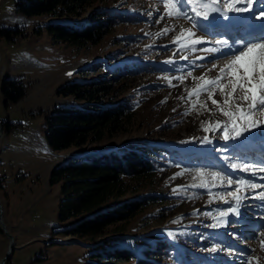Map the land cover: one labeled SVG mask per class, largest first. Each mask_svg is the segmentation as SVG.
<instances>
[{"label":"rangeland","instance_id":"374dc122","mask_svg":"<svg viewBox=\"0 0 264 264\" xmlns=\"http://www.w3.org/2000/svg\"><path fill=\"white\" fill-rule=\"evenodd\" d=\"M93 8L109 9V16L114 19L111 30L97 44L82 48L58 42L43 28L49 21L80 25ZM163 12L160 0H97L82 17L26 16L16 11L15 0H0V26L23 28V33L13 41L0 37V121H5V127L11 124L4 131L1 122L0 215L7 232L0 224V261L8 251L9 234H12L15 247L7 260L9 264L95 262L90 256L94 243L119 234H107L96 241L88 236L65 235L63 229L74 220L60 218L61 183L52 182V170L79 152L102 151L146 140L157 144L160 150L158 185L149 189L160 203L131 218L127 231L122 233L127 238L114 239L113 245L141 253L145 245L155 240L170 241L173 249L167 245L162 250L166 259L159 264H244L242 253L254 257L253 264L257 259L259 264H264L260 243L264 236H259L264 232V204L258 203L262 199L256 196L264 189H243L239 193L242 199L236 222L230 214L221 218L226 219L227 224L213 227L217 224L213 217L235 204V201L232 205L226 204L219 196L224 194L231 200L226 194L237 186L234 183L228 187L225 180L223 187L218 181L213 187L208 176L205 177L209 181L208 188L193 186L201 182L195 171L200 168L231 176L234 181L242 176L241 170L232 169L230 164L244 163L242 153L236 151L249 139L240 138L244 141L241 144L220 139V131L205 132L202 124L225 118L207 99V93L201 94L199 101L207 100V107L213 110L211 113L201 108L200 103L196 109H191L195 96L192 101L186 99V90L201 83L193 77L205 73L206 78L216 77L218 69H208L213 63L223 66L226 60L220 58V52L201 51L220 48L216 44L211 47L209 41L196 45L195 52L191 48L178 50L179 45L173 40L182 28H190L191 24L183 18L168 17L157 22ZM165 27L171 30L160 34ZM39 28L42 29L37 32ZM193 30L197 36H205L199 25ZM185 56L187 59H182ZM170 60L173 63H167ZM188 72L192 75L187 76ZM180 76L186 79L181 82L174 78ZM6 78H20L27 86L24 97L8 107L1 93ZM95 79H105L110 85L103 103L128 105L133 118L111 138L52 150L44 136L46 115L56 106L83 107L86 104L74 95L59 94L58 88L71 81ZM215 99H222L219 92ZM205 136L212 142L204 143ZM262 136L264 138L259 129L253 130L250 146L254 139L262 140ZM229 144L234 146L226 148ZM263 174L259 170L249 172L244 180L260 185L256 177Z\"/></svg>","mask_w":264,"mask_h":264},{"label":"trees","instance_id":"16d2710c","mask_svg":"<svg viewBox=\"0 0 264 264\" xmlns=\"http://www.w3.org/2000/svg\"><path fill=\"white\" fill-rule=\"evenodd\" d=\"M95 2L97 0H15V9L26 16L50 14L75 18L82 17ZM108 10L93 8L87 20L77 26L49 21L43 28L53 40L83 48L97 44L111 30L114 19ZM22 33L23 28L18 26H0V37L10 41ZM105 81H71L58 88L59 94L74 95L86 104L83 107L56 106L46 115L44 136L52 150L80 147L111 138L133 118L128 105L103 103L102 98L110 87ZM26 89L22 79L6 78L1 86L5 107L24 97ZM1 122L4 131L9 129L11 124L5 127V121ZM159 154L157 144L137 140L102 151H89L81 157H68L52 170V182L61 183L60 218L74 220L63 229L65 235L88 236L91 241H96L107 234H119L94 243L95 249L90 256L95 262L90 264H159L160 260L166 259L162 250L169 245L173 249V244L165 239L145 245L141 253L113 245L114 239L127 238L122 233L127 231L131 218L160 203L156 195L150 193V188L158 185Z\"/></svg>","mask_w":264,"mask_h":264},{"label":"snow or ice","instance_id":"6c2138e0","mask_svg":"<svg viewBox=\"0 0 264 264\" xmlns=\"http://www.w3.org/2000/svg\"><path fill=\"white\" fill-rule=\"evenodd\" d=\"M163 5L164 12L160 15L159 20L168 18H183L190 22L191 27L182 28L179 34L173 40V43L179 45L178 50L185 48H191L193 52L197 51L196 45H200L206 42L203 35L197 36L196 31L199 23L200 28L204 27L203 21L209 20L210 16L212 20L217 19V16L212 14H218L224 19H230L229 13H245L252 8L253 0H160ZM259 3L264 5V0H259ZM151 15V13H149ZM259 16H264V8L259 9L258 14L253 13L251 19L255 20ZM260 29L258 38L252 40H235L229 42L228 40H215L214 43L219 45L220 48L201 49L206 52H220V56L226 60L223 66H219L216 63L212 64V67L208 71L218 69V73L214 78H206V73L199 77H193L195 80L201 81L196 87L186 90L187 101H192L193 96L196 97L195 101H192L191 109H196L197 103H200L199 97L203 93H207V99L211 101L215 106V110L218 111L225 119L216 120L215 122H208L206 125L202 124L205 132L220 131V139L224 141H240V138L249 139L253 134V130L259 129L261 134H264V21L260 24L249 26ZM171 29L165 27L160 34H167ZM227 51H223V49ZM204 57H198L203 59ZM187 59V57H182ZM167 63H173L168 61ZM192 73L188 72L187 76H191ZM183 82L186 76L174 77ZM167 79V78H166ZM171 84V80H169ZM219 92L221 100L215 99L216 93ZM181 100H185V97H180ZM200 107L208 112H213L212 109L207 107V100L200 103ZM249 135H245V134ZM204 143H211L212 141L205 136ZM234 145H226V148H231ZM230 167L234 170L238 169L244 172H255L257 170L264 172V161H258L256 164L252 163H231ZM196 176L201 178L199 186L208 188L209 181L205 179L206 176L211 178L212 186H216V182H219L221 187L224 186L225 180L228 187L237 186L234 191L228 192L226 195L232 199H226L224 194L219 196V199L224 203L234 206H230L228 209L220 210L217 217H213L217 220V224L213 227L223 226L227 224L226 219L230 214L233 216V222L235 217L240 215L239 207L242 199L241 191L246 188L253 190L264 187V185H257L244 179L233 180L231 176L225 177L220 172H206L205 169H196ZM178 173V175H182ZM264 179V177H262ZM209 195L216 197L209 191ZM257 197L264 200V192H258ZM211 215V213H206ZM259 236H264V232H261ZM259 238V237H258ZM261 248L264 250V240L260 241ZM213 251L215 248L212 249ZM255 251V250H253ZM245 255L244 264H253L254 257ZM256 264H259L258 259Z\"/></svg>","mask_w":264,"mask_h":264},{"label":"bare ground","instance_id":"6f19581e","mask_svg":"<svg viewBox=\"0 0 264 264\" xmlns=\"http://www.w3.org/2000/svg\"><path fill=\"white\" fill-rule=\"evenodd\" d=\"M264 8V5L259 3V0H253L252 8L245 13H231L229 15L230 19H224L222 16H219L218 14H212L213 16H217L218 18L215 20H212V17L210 16L209 20L204 21L203 24L205 27H203V31L205 34V40L206 43L209 41L212 44H214V36L218 34H224V29L234 30L236 32H240L244 40H252L258 38L260 29H257L255 27H249L258 25L261 23V21H264V16H259L258 18L253 20L251 19L254 12L258 14L259 9ZM236 37V35H233ZM234 41V39H233ZM219 52V51H218ZM242 140V139H241ZM253 140V138H249L248 143L244 144V146H238V150L236 152L242 153L240 154L242 156L243 162H248L252 164H256L257 156L256 152H262L263 149H258V143L263 141L264 138L262 136L258 140L254 139V142L250 146V141ZM243 141V140H242ZM244 142V141H243ZM243 142L241 144H243ZM237 146V145H236ZM235 152V153H236ZM248 158H251V160H248ZM242 176L241 179H246L249 176V172L240 171ZM264 172H262L263 174ZM264 175V174H263ZM260 176L256 177V181L260 180ZM264 182V181H263ZM264 185V183L262 184ZM264 187L257 188V190L262 191Z\"/></svg>","mask_w":264,"mask_h":264},{"label":"water","instance_id":"95a60500","mask_svg":"<svg viewBox=\"0 0 264 264\" xmlns=\"http://www.w3.org/2000/svg\"><path fill=\"white\" fill-rule=\"evenodd\" d=\"M85 18H87V17H85ZM2 131H3V127H2V123L0 121V134L2 133ZM86 153L87 152H79V153H76V154H74L72 156L73 157H81V156H83ZM0 224H1L2 228L7 232L6 223L4 222V220L2 218V215H0ZM9 237H10V244H9V247H8V251L5 254V256L1 259L0 264H6V261L8 259H10L11 255H12V252L14 250V247H15V239H14V237H13L12 234H9Z\"/></svg>","mask_w":264,"mask_h":264}]
</instances>
